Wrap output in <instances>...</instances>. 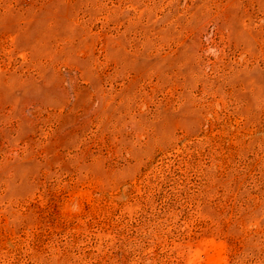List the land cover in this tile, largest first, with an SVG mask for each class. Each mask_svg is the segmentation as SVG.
Segmentation results:
<instances>
[{"label":"rangeland","instance_id":"rangeland-1","mask_svg":"<svg viewBox=\"0 0 264 264\" xmlns=\"http://www.w3.org/2000/svg\"><path fill=\"white\" fill-rule=\"evenodd\" d=\"M0 264H264V0H0Z\"/></svg>","mask_w":264,"mask_h":264}]
</instances>
